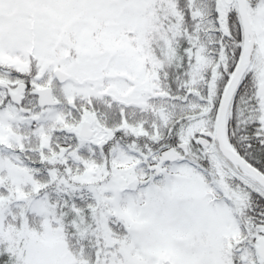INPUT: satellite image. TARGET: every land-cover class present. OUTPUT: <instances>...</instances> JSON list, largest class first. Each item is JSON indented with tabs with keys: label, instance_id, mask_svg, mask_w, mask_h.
<instances>
[{
	"label": "snow or ice",
	"instance_id": "1",
	"mask_svg": "<svg viewBox=\"0 0 264 264\" xmlns=\"http://www.w3.org/2000/svg\"><path fill=\"white\" fill-rule=\"evenodd\" d=\"M0 264H264V0H0Z\"/></svg>",
	"mask_w": 264,
	"mask_h": 264
}]
</instances>
